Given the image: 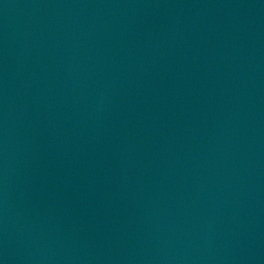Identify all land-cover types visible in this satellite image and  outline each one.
Listing matches in <instances>:
<instances>
[{
    "label": "water",
    "instance_id": "1",
    "mask_svg": "<svg viewBox=\"0 0 264 264\" xmlns=\"http://www.w3.org/2000/svg\"><path fill=\"white\" fill-rule=\"evenodd\" d=\"M0 264H264V0H0Z\"/></svg>",
    "mask_w": 264,
    "mask_h": 264
}]
</instances>
